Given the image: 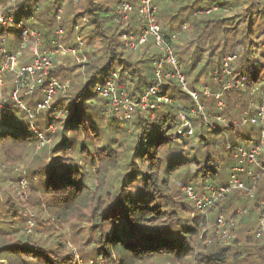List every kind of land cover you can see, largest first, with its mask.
I'll return each instance as SVG.
<instances>
[{
  "label": "trees",
  "instance_id": "16d2710c",
  "mask_svg": "<svg viewBox=\"0 0 264 264\" xmlns=\"http://www.w3.org/2000/svg\"><path fill=\"white\" fill-rule=\"evenodd\" d=\"M140 1L99 0L93 3V0H75V2L74 0H50L48 15L52 19L46 20H41L39 13L35 15L41 7L39 3L28 8L29 12L21 10L19 14L24 22L31 20V17L35 15L36 24L32 26V30L41 34L42 50H50L52 43L58 41L55 34L57 30H61V36L67 40L63 43L64 45L74 44L75 27H78V34L84 37L83 42H90L92 39L96 41L89 45L90 49L85 46L88 60L83 73L77 72L75 65H69V57L56 55L53 58L48 75L42 79L41 83L34 85L32 93L40 97L35 101L37 106L44 100V89L51 79L61 83L67 80L70 82L69 90L64 94H57L53 105L60 99L79 94L76 88L80 81L91 79L95 73H90V69L106 63L107 60L127 66L126 76L122 82L118 80L117 84L121 86L122 83L125 90L131 89L128 93L129 99L139 100L141 95L138 89L146 91L145 85L156 83V80L150 77L154 76L153 63L160 59L161 54L155 49L151 39L136 52L126 49L122 40L124 34L135 37L140 35L136 12L129 15L128 21L124 24L114 22L111 15L112 10L122 2L137 8ZM9 2L10 0H0V10L8 12L9 15H16L15 12L8 11L13 7V4ZM152 6L156 11V24L160 27L165 39L171 42L172 50L188 53V46L195 43V48L189 54V62L185 63L181 60L180 71L184 81L189 85V91L198 92L203 96L200 88L206 83L226 80L227 75L222 72L223 62L226 58L238 55V50L243 52L241 59L252 69L245 80L241 81L245 92L242 95L231 96L227 101L231 103L236 117V121H229V125L235 127L238 123L240 134H233L226 146L219 150V154L209 152L203 170L198 167L197 173L189 178L188 183L178 182L169 177L166 191L162 194H171L178 186L180 190L176 191V197H179V202L187 207L189 201L183 191L184 187H192L196 196H201L206 187L218 189L228 185L232 167L238 164V160L233 156L236 149L242 148L249 151L262 142L261 151L257 157L259 167L244 163L245 169L253 170L256 177L254 197L251 199L234 191L226 194L205 214L199 213L198 217H192L191 231L184 233L185 243L180 246L179 254L175 251L154 250L160 233L150 228L164 226L162 221L166 217L155 216L153 212L141 214L137 211L134 217L128 220L122 219L121 224L109 236L108 233L112 232V229L108 227L112 222L111 214L121 211L119 201L107 210L109 215L103 220H101L103 213L98 211L95 205L102 200L110 202L114 192L107 190L109 181H111V187L115 189L122 182L119 178L127 174L119 155L125 145L134 140V137L127 133L129 132V127L126 126L128 122L121 121V125L120 120L108 116L113 127L108 128L106 134L112 138L109 150L113 155L106 161L107 167L104 172L94 176L90 182H85L72 200L49 202L46 192H35L28 187L21 192L23 193L21 197H25L23 200L17 196V193L8 194L10 191L0 187V194L5 199L4 206L7 207L6 216L9 218L7 223L0 220V264H43L46 259L43 256L44 253L56 247L61 248L62 254L66 253L64 264H71L73 253L69 251V248L76 249L78 252L81 250L85 253L94 252L97 261L103 260L105 264L110 257L115 256H130L131 259L126 261V264H202L199 257L209 258L208 264H240L243 251L252 249L259 243L255 237V231L259 226L260 203L264 200V76L261 75L262 70L258 65L251 62V58L258 53L260 62H264V0H152ZM15 7L19 9L20 5L17 3ZM59 11L61 14L57 23L55 18ZM23 36L28 38L26 33L21 32L4 34V39L18 38L14 48L0 53L2 58L0 68L6 58L14 53L13 50L20 46ZM173 36L175 39L172 38ZM113 41H115L114 51L107 54L105 60V49L112 48ZM29 42L32 43L31 40ZM27 49L18 61V69L32 62L33 55L29 48ZM177 59L181 58L178 56ZM121 71L124 70L121 69ZM170 72L171 69L166 71V73ZM163 80L165 82H162L160 88L163 96L173 100L175 97L169 90H175L176 93L183 92L175 78ZM236 80H240V77L237 76ZM14 81L15 83L11 79H4L2 82V86L12 89L11 95L15 97L19 92L22 96L25 90L28 91L26 79L16 83L15 76ZM249 90H254L251 95H248ZM231 91L228 90V92ZM8 94L2 93L0 96ZM183 95L188 94L183 93ZM98 96V93L89 95L85 102L89 106H99L105 112V102ZM187 110L190 111L191 108ZM261 110H263L262 113ZM82 111L81 105L73 104L69 124L79 120ZM165 115L168 114L165 113ZM62 119L67 121L68 117L64 116ZM24 124L26 121L13 111L5 110L0 115V133H2L0 136V182L9 179L10 182H15L19 189L20 174L39 163L44 155L45 146L55 147V143L62 139L60 135L49 136L47 140H44L45 145L38 147L41 141H34L27 137L22 126ZM50 127L63 131V126L55 121L49 124ZM216 127L223 129L225 125L217 123ZM214 135L219 136L221 133L217 131ZM151 139L159 141L161 134L153 129ZM204 139L208 137L205 136ZM210 146L205 145V147ZM128 155H135V153H128ZM178 162L179 157H174L171 163ZM20 168H23L22 172L18 171ZM146 176L149 180L145 182V186L146 189H150L156 177L151 171L147 172ZM244 181L246 186H251L249 179ZM159 183L165 184L163 177L159 178ZM138 199H144L143 194H140ZM25 208L37 209L42 215V219L37 218L39 224L35 227L36 235L26 234L25 229L20 226L22 223L20 210ZM90 212L95 213L91 217L94 221L91 224L87 219ZM75 219L89 225L86 228L87 231H84L85 227L77 226L76 221L71 223ZM218 219L223 221L222 228L218 225ZM100 222L104 223L106 232L103 237L104 242L97 245L88 234L98 232ZM67 224L70 225L65 226ZM65 227H68L67 232ZM73 235H76L75 240L72 239ZM260 246L264 247V244ZM185 247L190 251H184ZM133 251H135L134 255Z\"/></svg>",
  "mask_w": 264,
  "mask_h": 264
},
{
  "label": "clouds",
  "instance_id": "9594fccd",
  "mask_svg": "<svg viewBox=\"0 0 264 264\" xmlns=\"http://www.w3.org/2000/svg\"><path fill=\"white\" fill-rule=\"evenodd\" d=\"M97 2L99 0H93V3ZM17 3L20 5L19 9L15 7ZM37 3L41 4L38 9L39 18L41 20L52 19L48 15L50 0H13V7L8 11L15 12L16 15H9L8 12L0 10V42H3L5 33L26 32L24 21L19 13ZM144 11H147V7ZM149 19L151 20V18ZM55 22L59 23V18H55ZM33 35L35 34L33 33ZM77 39L83 41L84 37L80 36ZM57 40L61 45L67 42L65 37L59 35V32H57ZM114 46L115 41H113L112 48L105 49V60L107 54L114 51ZM188 47V53L170 49L167 53L162 54L158 66L159 71L166 74L167 70L176 69L177 75H179L181 60L185 63L189 62V54L195 48V43ZM3 50L0 48V52ZM157 51L162 50L157 49ZM238 52V55L233 56L225 63L226 80L206 83L204 87L200 88V92L204 94L201 96L198 92L189 91L188 83L181 77L180 86L183 92L176 93L175 90H169L175 99L168 100L163 105L155 102L158 85H145L146 91L138 89L143 101L141 105L133 103L134 98L128 99L131 89L125 90L122 83L120 89L116 88L117 81L122 82L126 76L127 66L119 62L114 63L112 60H107L106 63L90 69V73H95V75H92V78L87 81H80L76 88V92L79 94L68 96L67 99H60L51 107L48 103L37 107L35 101L40 97L27 90L22 96L18 92L14 97L10 94L12 89L0 86V94L9 93L6 96H0V115L5 110L17 113L21 119L26 121V124L22 126L27 137L34 141H44L49 136H62V139L55 143V147L45 146L44 155L36 166L20 174L22 183L35 192H46L49 202L70 201L77 196L85 182H90L94 176L104 172L107 167L106 161L113 155L109 150L112 138L106 134L107 129L113 127V124L109 122L108 114L102 108L89 106L85 102L89 95H96L103 89V95L113 100L110 111L121 119H127L126 126L129 127V134L134 137V140L126 144L119 155L127 174L119 178L122 182L115 189L111 187V181H109L107 190L114 192V195L110 202L102 200L95 207L103 213L101 217L103 220L109 215L107 210L119 201L121 211L111 214L112 222L108 227L112 229V232L108 233L109 236L121 224L122 219L128 220L130 217H134L137 211L141 214L153 212L155 216L166 217L162 221L164 226L150 228L160 233L154 250L175 251L179 254L180 246L185 243L184 233L191 231L192 217H198L201 208L193 199L190 190L187 193L189 201L187 207L179 202V197H176V191L180 190L178 186L176 191L171 194L162 193L166 191L169 177L178 182L188 183L189 178L197 173L198 167L203 170L209 152L219 154V150L226 146L233 134H240L238 123L235 127L229 125V121L235 122L236 117L233 114L231 103L227 101L231 96L242 95L245 92L241 81L245 80L252 69L241 59L243 52L240 50ZM178 56L181 58L180 60L177 59ZM251 62L258 65L262 70L261 75L264 76V62H260L258 53L253 55ZM121 69L124 71L122 72ZM16 74L0 73V85L4 79H11L15 83ZM237 76L240 77V80H236ZM150 78L165 82L159 73ZM228 89L232 91L228 92ZM117 91H120L122 101L117 99ZM253 91L249 90L248 95H251ZM183 93L188 95L184 96ZM73 104L81 105L83 111L79 120L69 124ZM118 105L121 106L118 107ZM187 108H191V111H188ZM144 109H148V111H144ZM64 116L68 117L67 121L62 119ZM189 116L192 117L191 120L186 119ZM54 121L63 126V131L49 128V124ZM217 123L224 124L225 127L217 129ZM153 129L161 134L159 141L151 139ZM230 129L232 130L230 131ZM217 131L221 135H214ZM205 136L208 139H204ZM205 145L211 146L205 147ZM133 152L135 155H128ZM174 157H179V162L172 164ZM149 171L156 179L153 181L152 187L146 189L145 182L149 180L146 173ZM160 177L164 178L165 184L159 183ZM140 194H143L144 199H138ZM196 199H199V196ZM94 215L95 213H89L87 218L89 224L94 222L91 219ZM84 231L87 229L85 228ZM73 232L75 233V229ZM105 232V225L100 222L98 232H91L88 235L99 245L104 242ZM76 235L72 236L73 240L76 239ZM256 239L259 243L254 248L243 251L240 264H264V247L260 246L264 244V239H261L259 234ZM125 247L127 246L125 245ZM183 250L190 251L186 247ZM69 251L73 253L71 264H105L103 260L97 261L94 252L85 253L82 250L78 252L73 248H69ZM65 254H62L60 247L53 248L44 253L43 256L46 259L43 264H64ZM132 254L134 255L135 251ZM130 259V256L110 257L107 264H126V261H130ZM199 259L202 264H208L209 258L199 257Z\"/></svg>",
  "mask_w": 264,
  "mask_h": 264
},
{
  "label": "built area",
  "instance_id": "2783aa9c",
  "mask_svg": "<svg viewBox=\"0 0 264 264\" xmlns=\"http://www.w3.org/2000/svg\"><path fill=\"white\" fill-rule=\"evenodd\" d=\"M75 2V0H74ZM11 5L13 4V0H10L9 2ZM150 5V6H149ZM147 7V11L145 12L144 9ZM37 10V9H36ZM215 10V9H213ZM136 12L137 17L139 19V30L140 35L138 37H135L131 34H124L122 36V40L124 42V45L126 49L136 52L141 47H144L145 44L149 39L153 42V46L155 49H161L162 51H158L161 55L167 53L171 47V42L169 40H166L165 37L162 35L160 27L156 24L155 20V8L152 6V0H141L139 3V6L137 8L132 7L130 4L122 2L118 4V6L112 10L111 15L113 16L114 22H117L119 24H124L128 21L129 15ZM60 14L61 11H59L56 18H59L60 20ZM151 18V20L149 19ZM24 28L26 30V34L28 38L32 41V47H31V53L33 55L32 62L18 70H15L16 67H18L17 58L9 56L6 58V61L1 65L0 73H17L16 74V83H19L18 81L22 79L27 80V84L29 86L28 91L32 93L34 85L39 84L42 82V79L48 75L49 69L52 67L53 58L56 55L60 56H66L69 57L71 60H74L77 64L81 65L83 68L85 67V64L87 63V56L85 54V46L83 41H79L77 38L80 37L78 34V27L74 28L75 36H74V44L71 46L68 45H61L59 41L52 43V48L48 51L42 50V41H41V34L30 30L26 26V22H24ZM59 32V35H62L61 30L56 31ZM33 33L35 35H33ZM175 39V36L172 37ZM22 48L26 47L27 43L25 40H23ZM232 57L226 58L223 62V73L226 74V68L225 63L226 61L230 60ZM161 57L159 60L155 61L153 63L154 67V75L157 73L160 74L162 79L165 78H175L178 83L180 84V78L183 77L181 74V71H179V75H177L176 69H171L170 73L163 74V72L159 71L158 66L160 65ZM16 66V67H15ZM15 67V68H14ZM154 85H158V91L155 94L156 95V101L157 103L163 105L166 101L170 100L168 97L163 96L161 94L160 88L162 85V82L159 80H156V83ZM70 82L67 80L63 83L58 82L54 79H51L47 87L44 89V100L38 104L37 107H42L44 103H48L49 107H51L54 98L57 94L62 93L64 94L66 91L69 90ZM116 88L120 89L121 86H119L116 83ZM231 90V89H228ZM227 90V91H228ZM98 95L101 97V99L105 102V110L109 111L111 114L112 112L111 107L113 104V100L110 97H105L103 95V89L101 90ZM116 97L118 100L122 101L121 93L120 91L116 92ZM129 99V98H128ZM142 97L134 101L133 103L137 105L142 104ZM121 105H118V107ZM139 110V109H138ZM144 111H148V109H144ZM191 111V110H190ZM263 110H261V113ZM114 118H117L118 120L122 122H127V119H121L118 116H115L112 114ZM192 117H186V119L190 120ZM50 129H54L53 127H50ZM46 141H41L39 146L43 147L45 145ZM38 146V147H39ZM262 142L255 147H253L251 150L246 151L244 149H236L234 156V159L238 160V164L232 167L229 183L228 185L224 187H220L218 189H213L210 187H206L203 190V194L199 196V199H196V193L194 189L190 186L184 187L183 191L187 197V193L189 190L191 191V195L195 202L200 206L201 211L200 213L205 214L209 209H211L216 203L219 202L226 194H229L231 192L237 191L240 194H244L248 196L249 198L254 197V191H255V182L256 177L253 174V171L248 169L246 170L244 167V163H247L248 165L252 166H258L257 163V157L261 151ZM242 177H245L251 181V186H246L245 183L241 180ZM260 220H259V226L255 231V237L260 235L261 239H264V200L260 203ZM218 225L220 228L223 227V221L221 219H218ZM31 229L27 230V233L31 232ZM226 234V231L224 232V235Z\"/></svg>",
  "mask_w": 264,
  "mask_h": 264
},
{
  "label": "rangeland",
  "instance_id": "374dc122",
  "mask_svg": "<svg viewBox=\"0 0 264 264\" xmlns=\"http://www.w3.org/2000/svg\"><path fill=\"white\" fill-rule=\"evenodd\" d=\"M27 11L29 12V9H27ZM38 13L39 12L36 11L35 12V15H37ZM34 16L31 17V20H27L26 21V25H27V27L30 30H32V26L36 24V18ZM9 37L5 38L6 40L4 39L3 42H0V48L4 49L0 53H5V51L7 52L8 50H10V49H12V48H14L16 46L17 38L19 36L18 37H15V38L11 37V39ZM23 40H25L26 43H27L26 47H24V48H22V46H23L22 45L23 44ZM30 40H31L30 38H27V37L23 36L21 38V44H20V46H18L16 50H13L14 53L11 54L10 56L17 58V62H18L19 59H20V57H21V55H23V53L26 50H28L27 48H29V51L31 52L32 43L29 42ZM93 42H96L95 39H92L90 42L89 41H85L84 42V46H87L88 49H90L89 48V45L92 44ZM69 60H70V62H68L69 65L70 66H71V64L72 65H75L76 68H77V70H76L77 72L83 73L85 71V67L83 68L81 65L77 64L74 60H71V59H69ZM15 70H18L17 67L15 68ZM24 83H26V82H24ZM0 86H2V85H0ZM98 98H100V96H98ZM105 113H107L108 116L113 117L112 114L109 111H106L105 110ZM119 123H121V121ZM121 125H122V123H121ZM128 130H129V128H128ZM127 133H129V132H127ZM39 147H41V146H39ZM18 171L19 172H22L23 171V168H20ZM0 174H1V167H0ZM253 174H254V171H253ZM244 179H247V178H245V177H242L241 178V180L243 182H245ZM19 186H20V189L15 185V182H10L9 179H6L5 181L0 182V187L1 188L5 189L6 191H10V193H8V194L14 195V193L15 194L17 193V196L19 198H22L24 200L25 197H21V196H23L22 195L23 193H21V192H23V190H25L28 186L24 185L22 183V180L21 179H20V182H19ZM28 188H30V187H28ZM4 200H5L4 197L0 194V220H2V222H4V223H7L9 221V218H7V216H6L7 215V207L4 206ZM37 218L39 220L42 219V215H41V213H38V210L37 209L25 208L24 210H20V220L22 222V223H20V226L25 229L26 234H28V235H32V234L33 235H36L37 234V230L35 229V227L39 224V221H37ZM75 221L77 223V226H82V227H85V228H87V226H89V225H86L83 222L77 221L76 219L73 220L71 223H74ZM70 224H67L65 226H69ZM29 228L31 229L30 230L31 232L27 233V230H29ZM67 229H68V227H65V231L66 232H67Z\"/></svg>",
  "mask_w": 264,
  "mask_h": 264
}]
</instances>
